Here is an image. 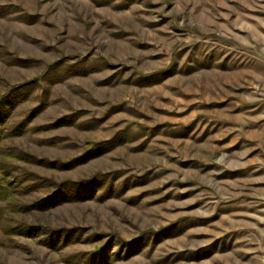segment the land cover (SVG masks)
I'll return each instance as SVG.
<instances>
[{"label": "rangeland", "instance_id": "374dc122", "mask_svg": "<svg viewBox=\"0 0 264 264\" xmlns=\"http://www.w3.org/2000/svg\"><path fill=\"white\" fill-rule=\"evenodd\" d=\"M0 264H264V0H0Z\"/></svg>", "mask_w": 264, "mask_h": 264}, {"label": "trees", "instance_id": "16d2710c", "mask_svg": "<svg viewBox=\"0 0 264 264\" xmlns=\"http://www.w3.org/2000/svg\"><path fill=\"white\" fill-rule=\"evenodd\" d=\"M62 188L63 187H58V189H55V191L52 195H49L48 198L44 199V202L49 203L58 197L61 198L62 194H64V191L62 190Z\"/></svg>", "mask_w": 264, "mask_h": 264}]
</instances>
